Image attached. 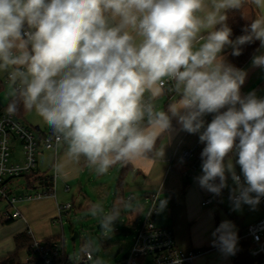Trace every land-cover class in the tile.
<instances>
[{
	"label": "clouds",
	"instance_id": "obj_1",
	"mask_svg": "<svg viewBox=\"0 0 264 264\" xmlns=\"http://www.w3.org/2000/svg\"><path fill=\"white\" fill-rule=\"evenodd\" d=\"M246 4L259 15L233 40L228 13ZM256 40L264 47V0H0L6 111L35 112L52 130L64 146L54 171L65 178L81 163L102 176L118 163L163 157L157 142L175 118L205 145L199 186L220 195L230 173L239 185L233 209H254L264 198V99L241 94L247 73L221 53L230 46L239 56L240 46ZM252 63L264 66V55ZM166 92L174 95L160 108ZM233 152L246 186L231 158L225 163ZM121 207L97 202L88 212L112 232ZM233 227L224 221L213 233L225 254L236 250ZM98 251L85 239L80 264H103Z\"/></svg>",
	"mask_w": 264,
	"mask_h": 264
},
{
	"label": "crops",
	"instance_id": "obj_2",
	"mask_svg": "<svg viewBox=\"0 0 264 264\" xmlns=\"http://www.w3.org/2000/svg\"><path fill=\"white\" fill-rule=\"evenodd\" d=\"M257 15L259 10L247 4L244 8V26H249ZM258 43L259 47L254 56L264 55V47H261L259 40ZM227 48L221 53L225 58L228 56V52H225ZM252 61L253 58L242 68L247 75L241 86V94L254 92L257 98L264 99V66H253ZM9 88L10 82L7 79L3 82L0 78V104L5 107H8L11 99L8 96ZM173 95L166 92L157 101V106L166 108ZM29 116H33L34 128L39 132L47 129L48 126L35 112L18 115L23 122L24 118ZM204 120L206 126L212 118L205 115ZM172 125V132L157 142V148L163 150V157L150 155L149 158L136 163H118L102 176L96 175L83 163L70 169L66 178L58 176L54 171V164L63 157L64 146L59 145L57 154L53 150L41 151L38 155V170L53 178L55 196L21 201L18 208L22 216L11 220L5 226L0 225V263L12 257L9 264H28L26 259L29 248L17 251L16 236L20 233L26 232L41 241L57 242L65 239L63 216L62 222L59 218V205L67 203L80 210L97 202L107 204L111 201V208L114 204L122 205L121 214L127 218L123 227L128 228L123 232L128 234L134 231L136 234L146 221L149 197L158 192L160 201L158 212L153 219L155 224L173 229L179 248L213 249L197 258L194 264H234V254L223 253L218 242L214 243L217 237L213 233L222 222L229 221L234 226L236 235L243 234L249 224L264 217V198H261L254 209L249 205H242L239 210H234L230 195L237 192L239 185L227 172V186L221 190L220 195H214L201 188L195 180L203 174L201 164L196 173L186 175L187 166L178 164L177 158L184 149L204 148L205 145L199 142V133L189 134L183 131L175 118ZM229 158L236 174L241 176L240 185L246 186L241 167L236 163L238 156L233 152L225 159V163ZM88 188L93 191L95 198L86 192ZM205 200L210 203L204 205ZM116 229L120 231L118 227ZM23 253L25 257L22 256Z\"/></svg>",
	"mask_w": 264,
	"mask_h": 264
},
{
	"label": "built area",
	"instance_id": "obj_3",
	"mask_svg": "<svg viewBox=\"0 0 264 264\" xmlns=\"http://www.w3.org/2000/svg\"><path fill=\"white\" fill-rule=\"evenodd\" d=\"M7 81L8 76H7ZM7 107L0 104V202H5V210L1 213L7 220H14L22 216L18 204L21 201L55 196V183L46 187L36 183L35 188L18 194L12 186L21 178L37 172L38 155L43 150H53L57 154L59 145L52 130L47 127L45 131L30 128L16 114L9 115ZM213 113L207 114L211 116ZM21 144L22 155L16 154L17 144ZM177 163L187 166L186 175L197 172L202 163L195 156V149H184L177 158ZM239 176V175H238ZM240 183L242 182L241 176ZM159 193L149 197L146 221L134 237L128 254L118 264H194L196 259L211 252L213 249L184 250L176 244L173 229L157 226L154 216L159 208ZM209 200L203 202L209 204ZM73 208V204L59 205V218L62 222L64 212ZM245 238L251 245L250 253L256 264H264V217L247 226L244 233L237 237V243ZM237 245V244H236ZM96 257H93L95 259ZM27 263L35 264H80V255L71 260L66 252L65 239L47 243L34 239L30 246Z\"/></svg>",
	"mask_w": 264,
	"mask_h": 264
},
{
	"label": "rangeland",
	"instance_id": "obj_4",
	"mask_svg": "<svg viewBox=\"0 0 264 264\" xmlns=\"http://www.w3.org/2000/svg\"><path fill=\"white\" fill-rule=\"evenodd\" d=\"M6 74L7 73L0 72V78L3 80V82H6ZM24 122L30 128L35 127L33 116H29L27 118L25 117ZM16 154H18V156L22 155L21 144L19 143L16 146ZM47 161L49 162V160ZM26 182V178L21 177L14 182L12 188L16 189L18 194L26 193L27 189L22 188V186H25ZM86 192H88L92 198H95V195H93L94 193L91 189L88 188ZM101 203L106 210L111 209V201L107 204L103 202ZM5 207L6 203L0 202V225L3 226L7 224L1 217V213L5 210ZM126 221L127 218L124 217V214H121L120 218L115 221L112 232H102L100 230L99 219L92 217L88 212V208L85 207L82 210L72 208L71 210L64 212L63 227L66 239V252L69 255V258L74 261L75 257L79 256V250L84 240L91 238L95 241L96 246L99 249V251L96 253V257H98L103 262V264H118L130 251L135 237L134 231L128 234L123 232L128 229H124L123 227V224ZM116 227H118L120 231H118ZM76 233H78L77 237L75 236ZM22 256L25 257V253H23Z\"/></svg>",
	"mask_w": 264,
	"mask_h": 264
},
{
	"label": "trees",
	"instance_id": "obj_5",
	"mask_svg": "<svg viewBox=\"0 0 264 264\" xmlns=\"http://www.w3.org/2000/svg\"><path fill=\"white\" fill-rule=\"evenodd\" d=\"M246 6H247V4L245 5V7ZM228 17L229 18L227 20V24L232 29L231 39L235 40L238 36L244 35L245 34V32H244V28H245V26H244V9H243V11L242 10L230 11L228 13ZM240 47H241V54L239 56L232 55L233 49L230 46L225 50V52L226 51L228 52V56L226 57V61L238 69H242L254 57V55L256 54V52L258 50L259 43H258V40H256L252 43L245 44V45H242ZM221 111H223V109ZM26 112L27 111H25L21 107L16 112V115L17 116L22 115ZM214 116H215V114L213 113L211 115V118L213 119ZM237 143H238V140H237ZM202 150H203V148L195 149V156L200 161H201ZM232 154L233 153H231L230 156ZM226 158H228V157H226ZM36 171L37 172H33L32 174L26 176V180H27L29 188L34 189L36 183L42 184L46 187H49L50 185L53 184V178H51L50 176H48L45 173L40 172L39 170H36ZM194 173H196V172H194ZM218 182L219 181H217V183ZM10 221L11 220H5L6 223H9ZM241 235L242 234L237 235V237H240ZM16 241H17V251H19V250H21L23 248H27V247L30 249V246L34 241V238L30 234L23 232V233H20L16 236ZM45 242L52 243L54 241L48 240ZM250 248H251V245L248 242V240L245 238H241L236 245V250H235L234 258H233L234 264H256L255 260L251 256ZM17 251L15 253H17ZM11 260H12V257L1 262L0 264H9L11 262Z\"/></svg>",
	"mask_w": 264,
	"mask_h": 264
},
{
	"label": "water",
	"instance_id": "obj_6",
	"mask_svg": "<svg viewBox=\"0 0 264 264\" xmlns=\"http://www.w3.org/2000/svg\"><path fill=\"white\" fill-rule=\"evenodd\" d=\"M75 236L77 237L78 236V233H76Z\"/></svg>",
	"mask_w": 264,
	"mask_h": 264
}]
</instances>
